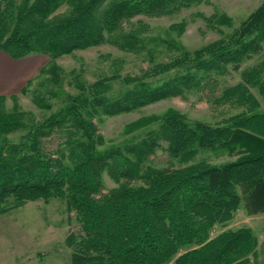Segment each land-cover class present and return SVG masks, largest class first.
Returning <instances> with one entry per match:
<instances>
[{
  "label": "trees",
  "instance_id": "obj_1",
  "mask_svg": "<svg viewBox=\"0 0 264 264\" xmlns=\"http://www.w3.org/2000/svg\"><path fill=\"white\" fill-rule=\"evenodd\" d=\"M201 1L0 0V50L14 58L33 53L55 57L106 41L136 49L141 38L126 31L124 23L139 14H171ZM263 39L264 1L227 41L127 75L124 81L133 86L120 96H110L109 79L102 78L81 85L77 94L62 95L60 107L35 121L17 105L5 110L7 96L1 94L0 215L30 200L64 198L81 227L66 237L71 264H264L257 256L251 262L259 247L251 228L211 234L216 224L226 225L234 217L242 196L250 212L264 211V110H259L261 103L251 90L258 87L264 103V60L244 69L241 81L215 97L217 103L241 108L221 123L189 121L175 109L129 123L127 131L159 121L155 134L136 144L134 169L112 166L116 151L99 148L104 137L95 121L101 112L118 114L201 89L212 71L227 72L230 63L239 68L247 52L257 51ZM174 67L182 72L161 85L147 80ZM56 68L45 65L40 73L50 69L58 79ZM36 100L41 107L52 108L43 98ZM19 131V139H12ZM56 132L64 139L50 152L43 138ZM160 139L173 158L186 160L204 148L225 150L235 159L220 164L201 159L174 168L150 165L140 174V162ZM106 169L117 180L122 175L140 176L146 183L122 181L104 192Z\"/></svg>",
  "mask_w": 264,
  "mask_h": 264
},
{
  "label": "rangeland",
  "instance_id": "obj_2",
  "mask_svg": "<svg viewBox=\"0 0 264 264\" xmlns=\"http://www.w3.org/2000/svg\"><path fill=\"white\" fill-rule=\"evenodd\" d=\"M263 1L203 0L171 14L136 15L124 23L126 31L136 32L141 38L136 49L121 48L112 41H106L55 57L41 53L30 54L27 60H34L36 65L24 79L33 78L32 83L26 91L13 93L17 95L16 98L11 97L13 94H7L2 107L12 110L17 105L18 109L29 113L35 121L41 120L63 104L62 95L77 94L81 85H88L102 78L109 79L111 86L108 94L120 96L128 87L133 86L124 81L127 75L142 74L153 64L175 59L185 52L193 56L197 51L201 52L202 48L227 41ZM62 10L64 7L58 11ZM254 46L255 44L252 45ZM260 46L257 51L250 49L247 52L239 68L230 63L227 72L212 71L211 77L203 81L201 89L186 90L184 94L171 95L118 114L101 112L95 117L98 131L104 137V143L99 148L116 151L115 158L110 160L113 167L126 168L131 165L134 169L138 162L135 155L136 144L149 139L159 127V121L155 120L139 129L127 131V125L136 119L150 115L161 116L169 109H175L189 121L217 124L239 112L241 108L230 103H217L215 97L221 95L226 87L241 81L244 69L264 60V39L260 41ZM52 64L57 66L55 71L59 74L58 79L53 77L57 75L50 71L51 67L47 72L45 70L40 73L43 66L48 68ZM180 72L182 71L174 67L147 80H152L154 86L161 85ZM251 90L261 103L259 110H264L258 87H251ZM41 98L51 103L52 108L38 105L36 99ZM21 133L19 131L11 135V138L18 140ZM63 139L62 133H53L43 138L44 146L48 151L54 152ZM157 142L148 157L140 162V174L150 165L174 168L201 159L213 164L235 159V156L229 155L225 150L204 148H199L192 158L186 160L173 158L167 151V143L163 139ZM122 181L135 185L146 183L140 176L131 178L122 175L117 180L109 169L104 170V192L117 187ZM239 227L251 228L261 245L256 249V255L251 256V262L257 256V261L264 263V211L250 212L244 196L234 217L226 225L216 224L211 234L215 236L222 230ZM80 229L76 212L68 209L64 198L27 201L0 216V264H71L72 248L66 244V237L71 232L79 233Z\"/></svg>",
  "mask_w": 264,
  "mask_h": 264
},
{
  "label": "crops",
  "instance_id": "obj_3",
  "mask_svg": "<svg viewBox=\"0 0 264 264\" xmlns=\"http://www.w3.org/2000/svg\"><path fill=\"white\" fill-rule=\"evenodd\" d=\"M29 56L14 58L7 52L0 50V95L18 93L25 87L29 79L24 78L34 70L36 65L34 60H27Z\"/></svg>",
  "mask_w": 264,
  "mask_h": 264
}]
</instances>
